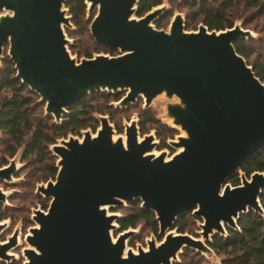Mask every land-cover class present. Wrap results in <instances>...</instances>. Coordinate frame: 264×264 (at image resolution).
Listing matches in <instances>:
<instances>
[{
    "label": "water",
    "instance_id": "water-1",
    "mask_svg": "<svg viewBox=\"0 0 264 264\" xmlns=\"http://www.w3.org/2000/svg\"><path fill=\"white\" fill-rule=\"evenodd\" d=\"M84 2L86 17L93 14L94 41L117 53L72 55L65 27L73 22L65 0H0V59L7 44L15 76L56 122L93 91H124L115 104L141 98L145 108L164 95L169 122L158 119L181 130L172 141L178 149L155 150L158 140L152 133L140 136L136 118L116 136L102 113L94 133L82 128L81 137L57 138L49 145L57 156L55 178L36 188L50 201L33 211L23 264H174L184 248L222 264L208 244L212 236L238 228L240 213L249 209L264 215V170L246 175L241 169L264 148V81L233 43L252 32L241 22L187 30L180 12L168 28L157 27L155 20L168 9L163 0L142 15L136 14L139 0ZM16 160L0 166V179L12 178ZM235 174L237 184L227 181ZM6 196L0 189V201ZM136 200L154 212L162 238L149 237L146 247L133 249L127 239L137 229L114 236L121 213L110 207ZM188 211L201 219L200 235L172 228ZM5 226L0 222V229ZM19 232L15 228L0 241V259L13 257L9 250L18 245Z\"/></svg>",
    "mask_w": 264,
    "mask_h": 264
},
{
    "label": "trees",
    "instance_id": "trees-1",
    "mask_svg": "<svg viewBox=\"0 0 264 264\" xmlns=\"http://www.w3.org/2000/svg\"><path fill=\"white\" fill-rule=\"evenodd\" d=\"M232 1V0H231ZM223 0H211L210 4H206L207 0H187V6L194 7L199 5V12L202 14V21L208 25L210 29L225 28L232 26L233 17H229L225 10L232 5L233 2ZM245 9H248L246 18L252 16L264 17V0H239ZM162 0H139L137 15H142L153 5L161 3ZM65 6L68 7L72 16V22L83 29L85 23L86 4L84 0H65ZM170 15L169 10H165L155 25L160 27L162 20ZM245 17V16H244ZM264 24V18H263ZM68 30H70L68 28ZM250 38L237 37L234 40V46L241 55H243L247 63L252 65L254 72L264 81V57L260 54L251 56L255 53L250 43ZM73 49V44L69 45ZM95 47H101L95 44ZM103 48V47H101ZM85 56H91L89 52H83ZM7 66L0 74V130L8 134L10 143L5 146L9 154H14L17 147L23 145L22 157L29 161H37L45 163L49 176H54L57 172L55 160L49 145L54 143L57 138L66 136L68 133L79 134L82 128L89 126L90 110L86 109L87 103L84 97L73 105L60 122H56L51 115L34 114L29 111V107L35 102L38 95L32 96L26 86L21 83L20 79L15 76V70L9 59L6 60ZM5 88L6 92L1 93ZM26 89L27 93H24ZM105 97H112L118 100L120 97L114 93H104ZM33 113V114H32ZM157 123L160 130L168 131L166 124L159 121L152 113H147L146 117L140 121V130L145 132L146 123ZM5 160L1 161L4 162ZM1 164V163H0ZM241 169L249 175L254 170H264V148L245 161ZM232 184L239 182L238 174L227 179ZM260 202L264 209V191L260 195ZM45 206V204H43ZM113 210H116L112 208ZM118 209H124L121 212L117 222L119 230L128 227H137L139 224L148 226L151 231L161 239L158 233V222L155 214L150 209L140 206V201L129 202L125 206ZM4 214L0 213V217ZM201 220L193 215L191 211L179 215L174 222L172 228L177 231L191 230L188 228L189 220ZM238 228L227 226V234L222 235L215 233L208 244L215 250L218 255L223 257L222 264H264V215L249 209L247 212L240 213L237 220ZM197 235V234H195ZM184 248L180 253V261L176 264H208L203 256Z\"/></svg>",
    "mask_w": 264,
    "mask_h": 264
},
{
    "label": "rangeland",
    "instance_id": "rangeland-1",
    "mask_svg": "<svg viewBox=\"0 0 264 264\" xmlns=\"http://www.w3.org/2000/svg\"><path fill=\"white\" fill-rule=\"evenodd\" d=\"M222 1L223 0H218L217 4ZM231 2H233L232 5L225 10V13L229 17H233V22H241L244 28H248L252 32V35L249 38L251 39L250 43L252 44V49H254L255 53L251 56V58L257 54L264 57V17L254 15L250 18H246L248 9H245L239 0H232ZM163 3L167 5L170 15L162 20L160 28H168L170 19L176 12H180L184 15V22L187 30L197 29L200 23H204L202 21V14L199 12L198 4L194 7H189L187 6V0H163ZM210 3L211 0H207L206 4ZM86 16L87 13H85V23L87 24V27L85 26L80 30L74 23H72V27L69 28L70 30L65 27V32L74 46L73 49L70 48V51L72 55L77 58L85 56L83 52H89L91 55L95 52H108L101 47H95L94 39L89 31V21L92 19L93 14L89 17ZM7 49L8 45L6 44L4 46L3 56L0 59V74L8 65L6 60L9 59L12 62L7 55ZM111 52L112 54L115 53L113 51ZM12 67L15 70L14 63H12ZM26 88H28V86H26ZM27 90H29L32 96H35L34 98H36L37 94L32 92L29 88ZM4 92H6L5 88L1 90V93ZM105 92L106 91L101 90L93 91L84 97V100L87 103L86 109L90 110L89 126L85 128H88L93 133L99 125L97 116L100 113L108 115L110 122L113 124L116 136L124 133V124L132 118L137 119L140 130V121L146 117L147 113H152L155 118L158 119L159 117L161 120L169 122L165 117L166 97L164 95H159L154 98L152 104L145 108L143 107V99L141 98H139L135 103L119 106L115 104L116 101H113L112 97L106 98L104 95ZM24 93H27L26 89L24 90ZM123 93L124 91H119L117 94L122 96ZM29 111L33 112L35 115H44V104L38 100V97L35 102L30 105ZM160 119L158 120L161 121ZM145 126L146 130L143 133L140 130V136L146 133H152L155 139L158 140V145L155 150H165L168 154H172L178 149L172 141L177 140V136L181 133L180 129L167 125L168 131L160 130L157 123L151 122H147ZM83 129H81L79 134L74 135L81 137ZM10 141L11 140L8 134L0 130V163L3 160H6V163H8L11 158L15 157L17 159L16 161L18 166L16 173L13 174L11 179L8 181L0 179V189L7 194L5 201H3L0 205L1 213L6 216L3 219L0 218V221L6 222V226L0 229V241H5L15 228H19L20 232L18 245L9 250L11 254H13V258L0 259V264H23L25 256L23 255L22 250L27 245L24 235L28 232L29 227L35 224L32 219L33 211L36 208L43 209L42 204L48 202L46 197L36 192L37 185L54 178L48 175L44 162L41 163L35 160L29 161L25 158L18 159L21 155L23 145L17 147L14 154H9L5 149V146L8 145ZM53 156L54 158L57 157L54 154ZM118 208L119 207H116V210H113L112 207H110V211L120 213L124 211V209ZM199 222L200 220H189L188 228L191 232H193V235H200L197 233V231L201 229ZM135 228L137 231L127 239L128 247L133 249H137L138 245L146 247V241L149 237H153L156 241H159L157 235L154 234L148 226L139 224ZM119 231L116 229L113 231V235L116 236ZM192 251L188 254H191ZM199 254L205 258L208 264H219L218 258L211 259L206 255H202L201 253ZM179 259H181L180 254ZM174 264L176 263L174 262Z\"/></svg>",
    "mask_w": 264,
    "mask_h": 264
},
{
    "label": "flooded vegetation",
    "instance_id": "flooded-vegetation-1",
    "mask_svg": "<svg viewBox=\"0 0 264 264\" xmlns=\"http://www.w3.org/2000/svg\"><path fill=\"white\" fill-rule=\"evenodd\" d=\"M95 42V41H94ZM95 44H97L96 42H95ZM98 45H100V44H98ZM101 47H103V49H105V51H108V52H110L111 54H112V52L111 51H113V52H115V53H117V50H113V49H110V48H108V47H105V46H103V45H100ZM114 53V54H115ZM120 97V96H119ZM113 101H116V100H114L113 99ZM21 158H23L22 157V153H21ZM6 163V160L4 161V162H1V164H0V166H2V165H6L5 164ZM16 173V172H15ZM14 173V174H15ZM56 175V174H55ZM55 175L52 177V176H50V177H52V178H55ZM41 194V193H40ZM47 200H48V202H46V203H43V204H45V206L43 205V209H46L47 207H48V204H49V201H50V199L49 198H46ZM3 203V201H0V205ZM0 213H1V211H0ZM3 214V213H2ZM6 216H4L3 215V217H0L1 219H3V218H5ZM0 222H2V221H0ZM117 230L119 231V228H117ZM121 230V229H120ZM158 237V236H157ZM161 237H162V235H161ZM158 240H160V239H158ZM13 258V257H12Z\"/></svg>",
    "mask_w": 264,
    "mask_h": 264
},
{
    "label": "bare ground",
    "instance_id": "bare-ground-1",
    "mask_svg": "<svg viewBox=\"0 0 264 264\" xmlns=\"http://www.w3.org/2000/svg\"><path fill=\"white\" fill-rule=\"evenodd\" d=\"M9 253H11V252L9 251Z\"/></svg>",
    "mask_w": 264,
    "mask_h": 264
}]
</instances>
